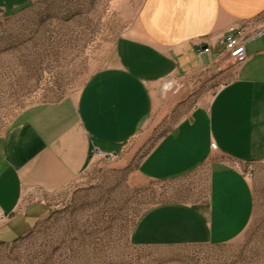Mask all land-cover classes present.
<instances>
[{
  "label": "crops",
  "instance_id": "1",
  "mask_svg": "<svg viewBox=\"0 0 264 264\" xmlns=\"http://www.w3.org/2000/svg\"><path fill=\"white\" fill-rule=\"evenodd\" d=\"M30 2L0 0V15ZM246 23L264 26V0H144L111 63L76 97L39 107L0 137V241L22 236L43 214L42 203L28 207L30 196L66 188L93 159L121 155L153 116L159 85L172 88L227 55V31ZM256 159H264V35L247 44L235 78L139 163V182L174 183L176 195L141 216L131 244L223 246L239 239L254 212L253 188L239 165Z\"/></svg>",
  "mask_w": 264,
  "mask_h": 264
},
{
  "label": "rangeland",
  "instance_id": "2",
  "mask_svg": "<svg viewBox=\"0 0 264 264\" xmlns=\"http://www.w3.org/2000/svg\"><path fill=\"white\" fill-rule=\"evenodd\" d=\"M144 0H31L0 15V137L39 107L76 97L111 63L116 41ZM11 5V4H9ZM227 55L157 90L148 125L116 158L93 159L70 185L35 194L43 214L22 236L0 241V264H264V159L239 165L251 182L254 212L245 233L223 246L139 247L131 231L155 205L175 199L171 182H139L152 147L236 76ZM184 92L185 97H177Z\"/></svg>",
  "mask_w": 264,
  "mask_h": 264
},
{
  "label": "built area",
  "instance_id": "3",
  "mask_svg": "<svg viewBox=\"0 0 264 264\" xmlns=\"http://www.w3.org/2000/svg\"><path fill=\"white\" fill-rule=\"evenodd\" d=\"M262 35H264V26L255 27L254 24L246 23L231 27L225 35L228 58L239 68L247 60V44ZM212 149L216 150L217 146L212 144ZM4 219L5 216L0 210V222Z\"/></svg>",
  "mask_w": 264,
  "mask_h": 264
},
{
  "label": "water",
  "instance_id": "4",
  "mask_svg": "<svg viewBox=\"0 0 264 264\" xmlns=\"http://www.w3.org/2000/svg\"><path fill=\"white\" fill-rule=\"evenodd\" d=\"M1 11V10H0Z\"/></svg>",
  "mask_w": 264,
  "mask_h": 264
}]
</instances>
